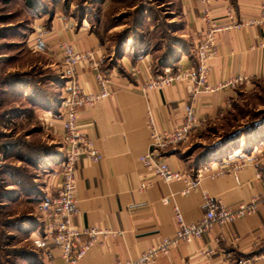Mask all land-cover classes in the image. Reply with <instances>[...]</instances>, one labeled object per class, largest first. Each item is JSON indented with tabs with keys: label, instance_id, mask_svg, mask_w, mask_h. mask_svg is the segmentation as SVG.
<instances>
[{
	"label": "crops",
	"instance_id": "1",
	"mask_svg": "<svg viewBox=\"0 0 264 264\" xmlns=\"http://www.w3.org/2000/svg\"><path fill=\"white\" fill-rule=\"evenodd\" d=\"M166 1L172 10H176L175 17L169 20L168 35L173 42L158 44L159 49L149 52L153 49L150 48L143 57L136 56L132 39L122 46H112L108 35L118 28L110 29L105 35L102 22L95 20L98 9L88 7L89 3L85 2L77 11L73 10V6L69 7L66 0H58L54 11L47 12L45 17L36 21L49 45L48 53L57 59L61 71L62 49L65 44H70L77 52L104 56L106 61L102 71L110 79L112 96L93 109H82L80 113L83 130L96 140L104 159L93 163L85 158L78 164L79 214L73 223L77 229L107 228L118 235L110 237L102 247H93L77 264H115L119 258L136 260L164 239L174 238L178 230L176 209L187 223L200 221L204 214L203 191L228 207L249 202L263 193V180H259L257 174L261 172L264 175V130L247 137L249 145H252L250 136L258 141L261 153L254 155V160L237 175L229 173L233 162L226 163L234 150L230 154L217 145L214 155L206 158L201 157L196 149L205 146L203 142L209 138L207 135L215 132V124L235 110L233 103L264 80V23L249 25L261 18L264 0ZM95 2L100 3L101 0ZM105 2L102 0V3ZM207 12L219 25L228 27L216 34L218 56L211 62L213 74L210 84L217 86L239 76L247 77L248 81L237 88L200 92L193 105L198 116L207 122V127L191 136L186 143L160 154L161 160L167 161L176 171L196 174L199 169L208 170L199 183V189L184 194L186 189L191 188L185 182L164 183L145 169L140 158L151 149L148 109H152L160 131L174 130L184 121L185 107L192 103L195 87L189 80L181 79L178 83L145 93L143 85L153 76H163L167 72L177 74L180 70H196L197 60L193 51L206 32L202 18ZM167 47H173L171 52L176 61L171 59L172 65L163 66L159 69L160 73L155 67V60L158 53ZM182 47L185 50L183 53ZM134 66L139 69L138 75L131 72ZM77 71L85 88L98 92L95 72L85 64H81ZM62 94L64 99V88ZM1 110L2 113L7 112L0 122L1 208L9 210L12 231L26 241L36 240L43 234L37 206L56 193L62 164L57 158L47 164V169L39 170L44 177L40 184L28 178L26 170L30 168L29 164L32 168L36 167L29 158L37 159L43 153L39 156L30 153L29 145L33 144L34 136L27 139L19 135L21 130L16 131V126L21 124L17 121L19 116L12 117L9 108ZM20 115V118L25 116V112ZM55 115L56 119L48 122H51L52 131L61 141L60 118H57V112ZM235 138H231L227 148L236 146L233 142ZM51 149L54 153L58 151L52 146L48 148V153ZM247 153L252 154L250 150ZM215 174L220 175L212 179L210 176ZM143 185L147 186L146 189L142 188ZM165 199L168 200L166 204L163 203ZM203 248L218 252L211 264H227L226 254L233 256L228 264L254 256L259 260L253 264H264V206L255 215L240 218L229 226L221 228L217 225L201 240L180 243L168 256L161 257L154 264H205L204 257L199 254ZM38 252L42 251L38 249Z\"/></svg>",
	"mask_w": 264,
	"mask_h": 264
},
{
	"label": "built area",
	"instance_id": "2",
	"mask_svg": "<svg viewBox=\"0 0 264 264\" xmlns=\"http://www.w3.org/2000/svg\"><path fill=\"white\" fill-rule=\"evenodd\" d=\"M264 5V4H263ZM206 25V32L202 35L201 41L193 51V56L197 60L196 70L178 71L177 74L167 72L163 76H153L143 85L145 93L157 91L164 86H170L180 82L181 79L189 80L195 89V94L191 104L185 107L184 121L174 130L160 131L155 122L151 108L147 112L148 130L151 139V149L149 153L140 158L141 163L146 170L152 172L164 183L185 182L188 188L184 194L191 190H198L200 181L208 172L206 168L199 169L196 174L190 171H176L171 168L169 163L161 160V153L170 148L180 146L191 139V136L197 135L207 127V122L201 119L194 109L193 103L200 92L213 93L222 89L237 88V86L246 83L248 78L242 76L230 78L228 81L217 86L210 84L212 77L211 62L218 55L216 34L228 27L219 25L207 12L202 18ZM264 23V6L261 12V18L249 23L251 26H259ZM31 49L35 52H48V43L41 30L36 31L31 40ZM263 46V45H262ZM63 67L60 73L65 81V97L60 105V125L62 152L58 158L62 164L60 172L61 178L56 187V193L42 200L38 207L40 210V222L43 224V234L38 237L34 244L40 249L46 258L45 264H77L86 257L88 251L93 247H102L104 243L118 235L110 229H98L90 227L86 229H77L74 227V219L79 214L78 209V164L85 158L93 163H100L104 159L96 146L94 140L83 130L80 124V113L82 109H93L104 100L112 96L109 89V75L102 71L105 64L104 56H95L90 52H77L70 44H65L62 49ZM85 64L95 72V81L98 86V92L88 91L80 80L77 68ZM133 75L139 74V69L134 66L131 70ZM53 117V115L51 114ZM241 154L236 155L233 152L226 163H232L229 173L237 175L243 171L254 160V155H259L257 147L251 151V156L244 149V143H241L239 149ZM224 163V165H226ZM220 174L211 175L212 179ZM257 178L263 180V193L249 202H243L233 207H228L219 199L211 197L206 191L202 192V203L204 214L200 221L187 223L176 209L175 217L178 221V230L174 238L164 239L159 245L152 247L144 252L136 260L118 259L115 264H154L161 257L168 256L170 252L177 248L180 243H192L209 234L217 225L221 228L233 224L240 218H246L255 215L261 207L264 206V175L258 172ZM146 185L142 188L146 189ZM164 200L163 203H167ZM199 254L205 259V264H211L212 259L218 255L213 249H201ZM233 260L231 254H226L225 262L228 264ZM259 257L247 259H238L234 264H253Z\"/></svg>",
	"mask_w": 264,
	"mask_h": 264
},
{
	"label": "rangeland",
	"instance_id": "3",
	"mask_svg": "<svg viewBox=\"0 0 264 264\" xmlns=\"http://www.w3.org/2000/svg\"><path fill=\"white\" fill-rule=\"evenodd\" d=\"M95 1L66 0L65 3L77 11L85 2L89 3L88 7L97 8L95 20L102 22L106 29L105 35L110 29L118 28L116 32L108 35V42L112 46L123 45L131 34H135L132 44L136 47L146 42L163 44L170 41L169 38L172 39L171 35H168L171 26L169 20L175 17L176 10H172L166 0H106L105 3H102V0L100 3ZM57 2L58 0H34V8L37 7V11L28 8L25 0H0V122L7 113H2L1 109L9 108L12 117L19 116L16 120L21 124L15 125L16 131L21 130L19 135L27 139L34 136L29 151L32 155L43 154L37 159H30L31 164L36 167L32 168L29 164L30 168L26 170V174L36 184L44 180L39 170L47 169V164L58 160L62 152V142L52 131L51 122H48L50 119H56L55 112L59 116L57 118H60L58 109L66 85L60 76V64L48 52H35L31 49V40L36 31L40 30L36 25L37 19L45 17L47 12L54 11L58 6ZM234 105L235 110L229 116L221 118L215 124V132L207 135L209 138L203 142L205 146L196 149L201 157H212L218 149L217 145L230 154L233 150L239 151L241 143H244L246 152L255 147L260 150L258 141L250 136L252 145H249L247 137L264 130V80L244 97L237 99L233 107ZM24 112L25 116L20 118V114ZM39 130L40 134H36ZM235 132L238 133L231 136ZM229 136L238 138L233 140L236 146L231 149L227 148L231 140L228 139ZM52 146L58 148V151L54 153L51 149V154L46 152ZM2 200L3 196L0 195V264H45L46 258L42 252H38L35 240L26 241L11 230L9 210L1 208ZM37 216H41L39 207Z\"/></svg>",
	"mask_w": 264,
	"mask_h": 264
},
{
	"label": "trees",
	"instance_id": "4",
	"mask_svg": "<svg viewBox=\"0 0 264 264\" xmlns=\"http://www.w3.org/2000/svg\"><path fill=\"white\" fill-rule=\"evenodd\" d=\"M25 3L27 4V6H28V8H32V9H34V10H37L38 11V9H37V7L36 8H34V6H35V4H34V0H25ZM134 36H135V34L134 35H130L129 36V38H128V40H130V39H133L134 40ZM170 39V41H165L168 45H169V43H171V42H173V39H171V38H169ZM160 45V44H159ZM120 46H122V45H120ZM136 48V50H135V53H136V56H138V57H143V56H145V55H147V53H149V52H154L155 51V49H159L158 47H157V45H156V47H154V45L152 44V43H141V46L139 47V46H134V49ZM150 48H153L152 50H150ZM150 50V51H149ZM173 50V47H171V48H169V47H167V49L165 50V51H163V52H159L158 53V59H157V61L155 60V62H157V66H155V67H157V71H159L160 72V68H162L163 66L165 67V66H171L172 64H171V59H173V60H175V58H173V56H172V51ZM187 50V49H186ZM149 51V52H148ZM185 50H184V48L182 47V53L184 52ZM178 56H181L180 54L178 55ZM176 61V60H175ZM156 70V69H155ZM156 72V71H155ZM161 73V72H160ZM236 102V101H235ZM234 108H235V105H234ZM238 132H235V133H233V134H231V136H234V135H236ZM231 136H229L228 137V139H230L231 138ZM46 152H48V150L46 151ZM29 158V157H28ZM29 159H31V158H29Z\"/></svg>",
	"mask_w": 264,
	"mask_h": 264
},
{
	"label": "water",
	"instance_id": "5",
	"mask_svg": "<svg viewBox=\"0 0 264 264\" xmlns=\"http://www.w3.org/2000/svg\"><path fill=\"white\" fill-rule=\"evenodd\" d=\"M1 162H2V159L0 157V167H1ZM0 185H1V178H0Z\"/></svg>",
	"mask_w": 264,
	"mask_h": 264
}]
</instances>
